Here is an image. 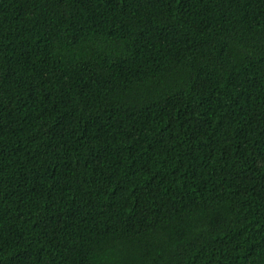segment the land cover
Masks as SVG:
<instances>
[{
	"label": "trees",
	"instance_id": "obj_1",
	"mask_svg": "<svg viewBox=\"0 0 264 264\" xmlns=\"http://www.w3.org/2000/svg\"><path fill=\"white\" fill-rule=\"evenodd\" d=\"M0 264H264V0H0Z\"/></svg>",
	"mask_w": 264,
	"mask_h": 264
}]
</instances>
